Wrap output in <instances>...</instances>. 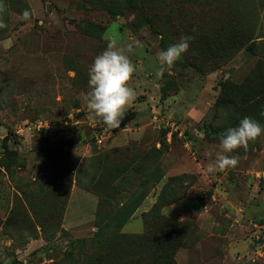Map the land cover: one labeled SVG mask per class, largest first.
<instances>
[{
  "label": "rangeland",
  "instance_id": "obj_1",
  "mask_svg": "<svg viewBox=\"0 0 264 264\" xmlns=\"http://www.w3.org/2000/svg\"><path fill=\"white\" fill-rule=\"evenodd\" d=\"M123 1L0 0V264H264V134L206 171L210 128L264 127V0H133L113 17ZM111 39L136 66L113 130L82 96Z\"/></svg>",
  "mask_w": 264,
  "mask_h": 264
},
{
  "label": "clouds",
  "instance_id": "obj_2",
  "mask_svg": "<svg viewBox=\"0 0 264 264\" xmlns=\"http://www.w3.org/2000/svg\"><path fill=\"white\" fill-rule=\"evenodd\" d=\"M5 11V5L0 2V28L7 27L2 16ZM29 16L27 10L22 14L23 19H28ZM190 40L189 36H181L178 43L157 54L161 70L172 66L187 52ZM137 45L139 46V42ZM132 47L129 45L127 50L131 52ZM135 71L136 66L115 39L108 41L106 49L95 57L89 68V91L82 93V96L88 109L109 130L120 128L123 117L135 100L136 93L129 86ZM260 115L264 116V111ZM262 134L264 127L251 117H244L237 127L228 128L220 141L214 162L206 167L207 173L214 175L216 172L236 167L238 157L229 156L227 153H232L238 148L247 149L249 142L255 141Z\"/></svg>",
  "mask_w": 264,
  "mask_h": 264
},
{
  "label": "trees",
  "instance_id": "obj_3",
  "mask_svg": "<svg viewBox=\"0 0 264 264\" xmlns=\"http://www.w3.org/2000/svg\"><path fill=\"white\" fill-rule=\"evenodd\" d=\"M135 4L133 0H124L123 1V5L121 8H115L116 10H111L110 8H108L111 11V14L113 15V17L119 15L120 13H122V8L123 9H135ZM146 19L145 16L141 17V19ZM252 49V48H251ZM210 136H218V137H223L225 131L219 129V128H210L209 130ZM5 140V139H4ZM3 140L2 142V149H3V153H6V149H7V145L5 143V141ZM135 208H127V207H122L113 218H109V220H107L105 222V224H107L108 226L111 225L113 228H121L125 222L129 219V217L132 215V213L134 212ZM149 238V234L147 235L146 233L141 234L140 236L136 237V242H138L140 245H145L148 241ZM152 264V261H151ZM163 264H171V259L166 258L165 261L163 262Z\"/></svg>",
  "mask_w": 264,
  "mask_h": 264
}]
</instances>
